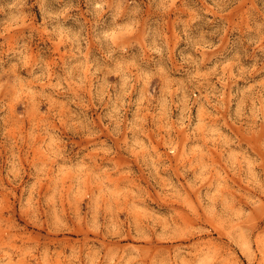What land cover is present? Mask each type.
<instances>
[{"label": "rangeland", "instance_id": "rangeland-1", "mask_svg": "<svg viewBox=\"0 0 264 264\" xmlns=\"http://www.w3.org/2000/svg\"><path fill=\"white\" fill-rule=\"evenodd\" d=\"M0 264H264V0H0Z\"/></svg>", "mask_w": 264, "mask_h": 264}]
</instances>
